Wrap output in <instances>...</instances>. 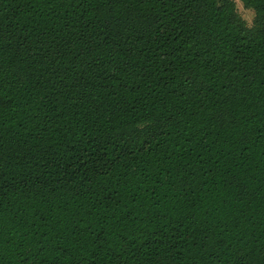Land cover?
<instances>
[{"label": "trees", "instance_id": "1", "mask_svg": "<svg viewBox=\"0 0 264 264\" xmlns=\"http://www.w3.org/2000/svg\"><path fill=\"white\" fill-rule=\"evenodd\" d=\"M0 0V264H264V0Z\"/></svg>", "mask_w": 264, "mask_h": 264}, {"label": "clouds", "instance_id": "2", "mask_svg": "<svg viewBox=\"0 0 264 264\" xmlns=\"http://www.w3.org/2000/svg\"><path fill=\"white\" fill-rule=\"evenodd\" d=\"M232 11L237 17L238 22L248 30H255L257 27V11L255 8L248 5V0H231ZM223 0H217L219 7Z\"/></svg>", "mask_w": 264, "mask_h": 264}]
</instances>
